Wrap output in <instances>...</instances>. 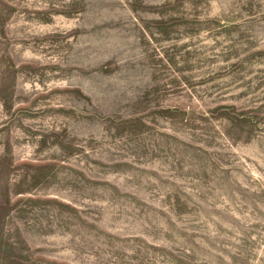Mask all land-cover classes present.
Returning a JSON list of instances; mask_svg holds the SVG:
<instances>
[{
  "label": "rangeland",
  "instance_id": "1",
  "mask_svg": "<svg viewBox=\"0 0 264 264\" xmlns=\"http://www.w3.org/2000/svg\"><path fill=\"white\" fill-rule=\"evenodd\" d=\"M0 264H264V0H0Z\"/></svg>",
  "mask_w": 264,
  "mask_h": 264
}]
</instances>
